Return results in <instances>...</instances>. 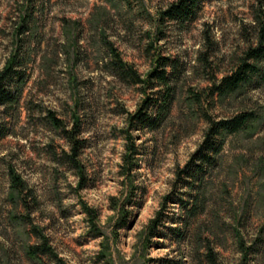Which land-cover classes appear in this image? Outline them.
Returning a JSON list of instances; mask_svg holds the SVG:
<instances>
[{
    "label": "rangeland",
    "instance_id": "obj_1",
    "mask_svg": "<svg viewBox=\"0 0 264 264\" xmlns=\"http://www.w3.org/2000/svg\"><path fill=\"white\" fill-rule=\"evenodd\" d=\"M174 1L0 0V70L15 47V23L29 15L22 36L27 82L17 104L0 106L8 128L0 140V264H208L198 233L210 238L220 264H242L240 240L249 252L245 264H264V61L235 92L214 91L259 42L264 0H202L185 24L161 18ZM108 41L143 79L160 56L177 61L174 98L157 128L136 129L128 113L161 87L122 77ZM49 111L69 128L73 114L79 117L82 187L67 158L70 142ZM244 111L255 117L217 136L220 152L195 184L205 208L185 220L198 190L179 170L203 144L210 118ZM128 130L137 147L130 169ZM10 166L26 181V196L11 191ZM158 212L162 222L149 238ZM43 236L62 262L28 255Z\"/></svg>",
    "mask_w": 264,
    "mask_h": 264
},
{
    "label": "trees",
    "instance_id": "obj_2",
    "mask_svg": "<svg viewBox=\"0 0 264 264\" xmlns=\"http://www.w3.org/2000/svg\"><path fill=\"white\" fill-rule=\"evenodd\" d=\"M201 1L202 0H176L161 11V18L162 20L167 19L170 21H176L179 24H185L196 18L201 6ZM27 16L29 15L20 14V21L15 23L13 33L15 47L8 56L3 68L0 70V106L17 104L22 93L23 86L27 82V74L24 68L25 57H22V54H24V52H22V36L29 30ZM258 22V31L260 35L259 42L255 46L251 45L244 52L238 64L230 74L225 75L219 83L214 84V91H217L219 94L227 95L235 92L242 85L250 82L253 77L260 74V67L258 63L260 61H264V21H260L258 18ZM107 43L109 44L111 53L115 56V62L113 63L115 65L114 68L119 74H121L122 77H128L136 83L140 82L148 84L149 86H152V89L156 86L161 87L159 90L154 91V93L145 100V107L139 109L135 113H128L129 124L136 129L148 128L153 130L157 128L164 115L168 112L169 105L172 103L174 98L175 89L172 79L176 77L178 70L177 61L172 60L171 57L160 56L158 59L153 61L154 67L148 73V78L143 79L133 68H129L126 65L119 53L112 46L111 42L108 41ZM203 61L209 62L207 57L204 58ZM169 68L171 69L169 70ZM150 106H157V111L153 113L146 112L145 110ZM73 116V126L69 128L68 125L54 113V111H49L48 113V117L53 126L57 129L63 130L66 138L70 142L71 150L70 152H67V158L81 176L79 186L82 187L84 184V168L79 159V155L85 141L79 136L80 125L77 113H74ZM254 117L253 112L244 111L233 117L220 119L218 121L213 118L209 119L210 127L207 130L203 144L194 153L186 166L178 172L180 179L185 180L182 177L183 174H186L185 178H190L191 181H186L185 183L192 186L195 191L198 190L196 196H193L194 193H190L191 198H193V205L188 209L184 207V203H182L181 200L177 202L178 204H182L183 210L185 208V220L195 217L205 208V203L200 197L201 193L198 189L199 187L195 184L200 183L205 169L208 166H212L215 162L216 155L220 152L221 142L218 144L217 136L226 133L232 134L240 131L244 128L247 122ZM7 133L8 128L0 122V140L5 137ZM126 137L129 142L127 145V153L125 155V166L130 169L131 165L134 164L137 147L131 130L127 131ZM9 175L11 179V191L15 194L18 193L22 197L26 196L29 188L20 173H18L14 167L10 166ZM11 195L13 196V194ZM169 198H172L171 195L166 196L167 200ZM85 210L89 214V221H91L90 224L96 229L97 225L94 221L96 214L90 208ZM161 215L162 212H158V215L151 220L149 225V238L157 234V228L162 222ZM125 223L126 218L124 216L119 224L122 226ZM189 225L190 224H186L183 228H187ZM196 232L198 233V231ZM96 234H99V232ZM196 239L204 243L206 247V251L202 256L206 259L208 264H220L218 261V253L212 245L210 238L207 237L203 240L202 233H198ZM239 246L244 255L242 264H245L246 259L249 256V252L243 240L239 241ZM27 253L32 258H35L38 254L50 255L62 262V259H60L57 255L45 236H43L41 243L28 246Z\"/></svg>",
    "mask_w": 264,
    "mask_h": 264
}]
</instances>
